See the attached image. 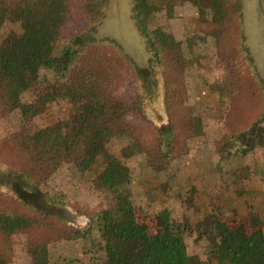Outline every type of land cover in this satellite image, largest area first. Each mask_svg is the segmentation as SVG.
I'll return each instance as SVG.
<instances>
[{
    "label": "rangeland",
    "instance_id": "obj_1",
    "mask_svg": "<svg viewBox=\"0 0 264 264\" xmlns=\"http://www.w3.org/2000/svg\"><path fill=\"white\" fill-rule=\"evenodd\" d=\"M154 1L159 11L151 28L161 27L172 35L179 44L177 58L184 66L183 74L176 75L174 99L168 97L169 84L146 36L152 57L150 70H144L151 72L150 79L138 75L137 67L114 42L93 37L102 17L73 26L82 39L75 47L100 49L101 53L106 49L124 58L127 73L115 93L120 99H139L137 114L142 121H136V126L142 130V152L126 157L123 151L134 139L124 134L108 144L109 152L117 157L116 165L109 167L94 148L92 154L97 157L91 170L79 171L76 163L81 153H77L57 168L47 162L37 164L32 177L25 176L9 164L12 144L70 121L76 107L44 81L45 77L53 80L54 73L41 70L35 59L27 60L30 79L19 90L22 107L7 112L0 101V170L39 195L38 205H28L10 187H0V213L32 221L28 229L13 222L9 237L0 234V253L11 264H33L28 252L33 244L47 246L50 264H93L95 260L104 264L101 233L92 228L99 212L113 201L106 183L120 179L129 180L139 221L157 230L155 217L167 211L188 253L201 263L209 259L220 224L237 228L256 220L258 226L260 220L264 231V143L246 141L264 124V85L243 45V6L232 31L225 36L222 32L227 46L218 49L211 22L219 15L210 10V0H200L199 6L184 0ZM22 20L20 14L0 17V45L15 44V35L22 33ZM71 40L69 36L61 44ZM104 63L106 69L117 67L111 60ZM172 105L178 118L174 121L177 133L171 137L172 145L163 143L158 152L157 142L164 139L158 131L172 128ZM132 115L125 119L134 122ZM249 227L243 229L245 235L252 233Z\"/></svg>",
    "mask_w": 264,
    "mask_h": 264
},
{
    "label": "trees",
    "instance_id": "obj_2",
    "mask_svg": "<svg viewBox=\"0 0 264 264\" xmlns=\"http://www.w3.org/2000/svg\"><path fill=\"white\" fill-rule=\"evenodd\" d=\"M184 1L196 6L200 4V0ZM109 3L110 0H0V17L23 16L20 23L22 33L15 35V44L12 47L0 45V101L4 110L10 112L23 105L19 90L30 79L28 59H35L41 70H51L54 79L45 77L44 81L76 107L70 121L23 136L12 144L9 164L25 176L32 177L37 164L47 162L57 168L77 153H81L76 163L79 171L91 170L97 157L92 154L94 148L109 167L116 165L117 157L109 152L108 144L111 138L124 134L134 139L123 151L126 157L144 150L142 130L136 126V121H142L137 114L140 111L139 99H120L115 93L123 83V73H127L124 58L106 49L101 53L100 49L95 51L82 45L75 47V42L82 39L77 36L74 24L99 20ZM209 8L219 15L211 24L215 25L212 33L216 47L222 49L227 46L222 32L225 36L232 31L242 5L239 0H210ZM158 11L159 6L154 0H134L138 28L156 52L169 84L168 97L174 99L178 83L176 75L183 74L184 66L177 58L179 44L172 35L161 27L151 28L152 19ZM69 36L72 37L71 42L61 44ZM107 60L118 68L106 69L104 61ZM137 73L147 78L146 70L137 69ZM169 110L172 128L158 131V136L164 138L157 142L158 152L162 150L163 143L171 146V137L177 133L174 121L178 118L174 116V106ZM36 111L41 112L40 106L36 107ZM129 113L136 116L132 123L125 119ZM259 143H264V140ZM106 184L112 189L113 201L99 212L96 225L92 228L101 233V249L106 257L104 264H264V231L260 220L258 226L255 225L256 220L253 225L246 221L244 226H250V235H245V227L241 225L232 228L220 224L218 240L212 238L209 259L201 263L199 258L188 253L182 235L176 231L177 226L170 221L167 211L155 217L158 229L153 230L138 219L129 180L120 179ZM22 187H25V182L17 189L19 198L25 204L38 205L39 195ZM13 222L21 229H28L32 224L30 218L0 213L2 236H10ZM79 234L86 236L85 232ZM28 252L33 264H50L46 245L33 244ZM0 264H11L2 253Z\"/></svg>",
    "mask_w": 264,
    "mask_h": 264
},
{
    "label": "water",
    "instance_id": "obj_3",
    "mask_svg": "<svg viewBox=\"0 0 264 264\" xmlns=\"http://www.w3.org/2000/svg\"><path fill=\"white\" fill-rule=\"evenodd\" d=\"M242 1L243 45L253 59L256 71L264 85V0ZM133 0H110L96 31L97 40L114 42L122 53L139 69H149L147 38L137 26ZM150 70V69H149ZM264 127V124L261 125Z\"/></svg>",
    "mask_w": 264,
    "mask_h": 264
},
{
    "label": "flooded vegetation",
    "instance_id": "obj_4",
    "mask_svg": "<svg viewBox=\"0 0 264 264\" xmlns=\"http://www.w3.org/2000/svg\"><path fill=\"white\" fill-rule=\"evenodd\" d=\"M248 52V51H247ZM249 56V53H248ZM250 60L253 63V59L251 57H249ZM139 69V68H137ZM148 75L147 78L145 79H150L151 78V72L146 70ZM262 130V132H261ZM260 140H264V128L262 127H257L254 131V134L251 138L248 137V139L246 140L247 142L249 141H260ZM2 185V186H1ZM10 187V189L12 191H14L17 195H18V188H20L22 186V181L21 180H17L12 176L9 175H5L1 170H0V187ZM23 190H27L25 187H22Z\"/></svg>",
    "mask_w": 264,
    "mask_h": 264
}]
</instances>
